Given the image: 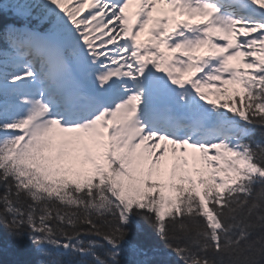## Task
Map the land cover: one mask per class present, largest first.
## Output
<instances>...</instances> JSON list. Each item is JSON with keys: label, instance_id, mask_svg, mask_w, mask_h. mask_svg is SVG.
Listing matches in <instances>:
<instances>
[{"label": "snow or ice", "instance_id": "6c2138e0", "mask_svg": "<svg viewBox=\"0 0 264 264\" xmlns=\"http://www.w3.org/2000/svg\"><path fill=\"white\" fill-rule=\"evenodd\" d=\"M0 229L27 264H264V0H0Z\"/></svg>", "mask_w": 264, "mask_h": 264}, {"label": "trees", "instance_id": "16d2710c", "mask_svg": "<svg viewBox=\"0 0 264 264\" xmlns=\"http://www.w3.org/2000/svg\"><path fill=\"white\" fill-rule=\"evenodd\" d=\"M256 139H261L259 132L256 135ZM138 223L140 224V230L134 232L132 237L133 242H138L144 245L145 248L155 246L164 249V245L151 231L147 223L142 220H138ZM0 231L3 230L0 229ZM30 249L31 245L27 241L18 243L5 236L3 243H0V264H27V262L35 259L30 254ZM127 259L131 261L137 259V257L130 254Z\"/></svg>", "mask_w": 264, "mask_h": 264}]
</instances>
